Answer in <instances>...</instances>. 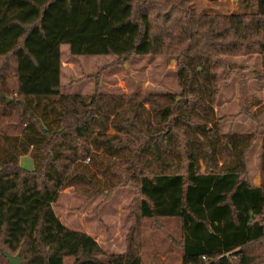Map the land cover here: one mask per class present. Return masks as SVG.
<instances>
[{
	"label": "trees",
	"instance_id": "1",
	"mask_svg": "<svg viewBox=\"0 0 264 264\" xmlns=\"http://www.w3.org/2000/svg\"><path fill=\"white\" fill-rule=\"evenodd\" d=\"M152 8L151 0H0L3 256L20 253L22 264H65L67 257L74 264H143L145 220L160 230L162 219L175 218L182 264L264 258V181L252 184L247 168L253 135L222 131L215 109L221 75L232 67L226 56L256 51L264 71V0L250 14L187 19L180 94L62 91L64 43L73 56L162 54L174 20L166 15L167 29H158ZM12 126L20 135L4 130ZM261 150L264 175V135ZM25 154L34 169L20 165ZM90 164L104 165L105 187L94 183ZM86 184L95 195L137 188L125 253L106 255L93 236L56 215L60 192Z\"/></svg>",
	"mask_w": 264,
	"mask_h": 264
},
{
	"label": "rangeland",
	"instance_id": "2",
	"mask_svg": "<svg viewBox=\"0 0 264 264\" xmlns=\"http://www.w3.org/2000/svg\"><path fill=\"white\" fill-rule=\"evenodd\" d=\"M151 1L156 7L150 11L151 19L158 29H167L164 22L166 15L170 14L174 20L163 53L131 55L128 58L116 55L73 56L69 45L64 43L61 45L63 92L91 94L99 90L115 94H180L183 87L178 78V55L188 44L181 33V27L188 22L187 19L192 15L217 18L224 14H250L257 11V0ZM226 24L222 22V25ZM225 58L232 67L227 75L226 72L221 75L222 86L215 103L216 113L222 131L253 135L247 152L248 178L252 184L260 185L264 181L260 159L264 135L263 55L253 50L246 53L242 49L238 54ZM257 99L261 103L255 105L254 100ZM146 107L149 108L150 104H146ZM258 112L259 118L254 119L252 113L257 115ZM6 121L11 125L15 122L10 118ZM4 130L11 135H20L22 131L13 126ZM20 165L27 170L34 169L32 156H21ZM90 165L91 171L97 173L94 183L105 187L110 175L108 172L102 173L104 165ZM93 192V188L87 184L64 188L53 204L56 215L67 227L93 236L106 255L125 253L127 237L133 225V203L138 195L137 188L119 185L108 193L95 195ZM145 221L141 248L143 264H182V251L177 244L181 237L180 220L164 218L161 220L163 229L160 230L151 229L152 220ZM1 249L6 248L0 241ZM263 259L259 258L256 263L264 264ZM74 262L73 257L65 258V264ZM0 264H9L1 251Z\"/></svg>",
	"mask_w": 264,
	"mask_h": 264
},
{
	"label": "water",
	"instance_id": "3",
	"mask_svg": "<svg viewBox=\"0 0 264 264\" xmlns=\"http://www.w3.org/2000/svg\"><path fill=\"white\" fill-rule=\"evenodd\" d=\"M12 99H9L11 101ZM4 256L8 259L10 264H22L21 254H11L8 251L2 250Z\"/></svg>",
	"mask_w": 264,
	"mask_h": 264
}]
</instances>
